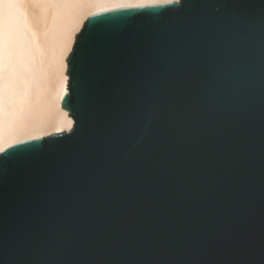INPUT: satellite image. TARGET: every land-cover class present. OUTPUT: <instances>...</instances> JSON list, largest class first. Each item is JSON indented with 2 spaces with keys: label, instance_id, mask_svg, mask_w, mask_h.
I'll return each mask as SVG.
<instances>
[{
  "label": "water",
  "instance_id": "95a60500",
  "mask_svg": "<svg viewBox=\"0 0 264 264\" xmlns=\"http://www.w3.org/2000/svg\"><path fill=\"white\" fill-rule=\"evenodd\" d=\"M71 132L0 156V264H264V0L87 20Z\"/></svg>",
  "mask_w": 264,
  "mask_h": 264
},
{
  "label": "bare ground",
  "instance_id": "6f19581e",
  "mask_svg": "<svg viewBox=\"0 0 264 264\" xmlns=\"http://www.w3.org/2000/svg\"><path fill=\"white\" fill-rule=\"evenodd\" d=\"M180 0H0V156L75 125L63 108L67 58L87 20Z\"/></svg>",
  "mask_w": 264,
  "mask_h": 264
}]
</instances>
